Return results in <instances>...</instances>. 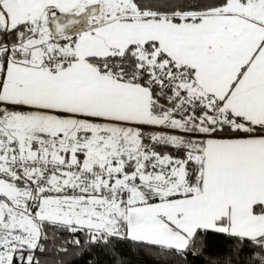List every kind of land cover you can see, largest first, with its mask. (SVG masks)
Returning <instances> with one entry per match:
<instances>
[{
	"label": "snow or ice",
	"instance_id": "6c2138e0",
	"mask_svg": "<svg viewBox=\"0 0 264 264\" xmlns=\"http://www.w3.org/2000/svg\"><path fill=\"white\" fill-rule=\"evenodd\" d=\"M0 264H264V0H0Z\"/></svg>",
	"mask_w": 264,
	"mask_h": 264
}]
</instances>
